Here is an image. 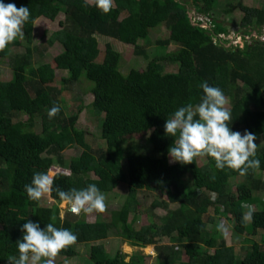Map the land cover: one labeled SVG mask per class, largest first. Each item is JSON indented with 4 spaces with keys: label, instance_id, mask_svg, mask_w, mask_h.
<instances>
[{
    "label": "trees",
    "instance_id": "16d2710c",
    "mask_svg": "<svg viewBox=\"0 0 264 264\" xmlns=\"http://www.w3.org/2000/svg\"><path fill=\"white\" fill-rule=\"evenodd\" d=\"M3 2L14 3L17 8L28 7L30 19L23 27V38H17L0 51V58L7 57L12 69L9 80H0V260L9 264L8 257L19 256L16 243L23 235L22 225L32 220L39 222L41 228L52 223L78 235L77 242L59 254L66 260L79 256L75 245L89 243L95 234L114 228L124 241L142 247L153 245L157 262L152 264H264V240L262 243L251 241L244 254L238 256L233 245L215 236L224 214H229L236 232H245L244 207L241 206L245 203L260 205L250 224L264 229V179L256 176L257 171L264 170V145L257 149L255 157L260 160V167L250 169L244 176L227 167L217 169L215 159L210 156H205L206 162L201 165L197 157L191 164L178 162L192 174L193 186L186 188L171 171L168 159V150L179 134L172 137L166 135L164 129L166 119L175 110L200 102L203 96L200 85L206 81L232 94L229 127L242 134L247 129L264 139V97L259 98L258 104L253 99L256 92L264 90V42L249 44L245 41L242 47H225L226 42L219 36L228 34V29L211 16L216 0H187L186 3L114 0L107 14L86 0ZM188 5L205 20L192 22ZM236 8L243 12L237 35L245 37L264 26V7H245L238 2L236 6L228 5L224 13L232 14ZM122 12H126L127 17L120 18ZM60 14L64 20L59 22L60 28L51 33L46 45L57 42L61 47V52L54 56V63L56 68L68 73L62 80L77 83L85 76L92 82V107L102 116L101 137L106 142V147L99 151H94L88 143L87 131L76 126L78 113L66 112L62 89L44 83L54 77L55 67L49 62L30 66L26 54H11L13 48L21 46V40L27 49L34 51L31 47L34 21L40 17L54 21ZM202 23L207 27H202ZM160 25L169 30L166 39L157 41L166 52L149 58L137 42L148 40L150 30ZM97 35L133 44L134 53L147 59L145 68L132 67L126 74L121 73L120 53L108 44L102 54ZM171 44L177 47L168 49ZM159 61L174 63L177 70L160 71L156 65ZM245 88L253 96L246 94ZM54 105H59L60 113L50 121H41V131L33 130L35 119L48 115ZM21 115L27 119H18ZM142 132H148L153 154L136 143L121 147L124 136ZM72 146H79L83 151L66 163L62 152ZM52 156L70 173L56 174L54 187L67 191L94 183L105 194L126 184V200L110 223H87L84 213H68L61 220L56 205L47 207L41 205V199L28 198L24 186L31 183L35 172H49V167L54 165ZM239 177L244 182L236 187L244 186L248 198L230 187V179ZM149 189L166 196L162 201L155 197L152 207L167 208L169 203H177V207L168 210L159 223L151 221L136 230L127 223L128 214L139 207L137 192ZM50 196L62 202L55 191ZM68 205L64 202L65 207ZM208 223L211 224L209 229ZM174 232L185 239L179 244L185 256L183 261L176 259L173 244L157 243V238L173 239ZM89 261L90 264H125L119 251L111 256L103 244L91 248ZM136 261L134 257L132 262Z\"/></svg>",
    "mask_w": 264,
    "mask_h": 264
},
{
    "label": "rangeland",
    "instance_id": "374dc122",
    "mask_svg": "<svg viewBox=\"0 0 264 264\" xmlns=\"http://www.w3.org/2000/svg\"><path fill=\"white\" fill-rule=\"evenodd\" d=\"M182 1V3H186L187 0H178ZM88 3H95V0H87ZM240 2L245 7H252V8H263L264 7V0H216V8L212 12L211 16L213 18L218 19L223 26H226L228 29V34L222 36V41L226 42L225 47H229L232 45V41L235 38V34L239 28L240 19L243 16V12L236 8L234 9L232 14H225L224 9L228 7V5L236 6L237 3ZM188 15L192 18V22L201 19L205 20L199 14H196L193 11V8L188 5ZM126 12H122L120 18L127 17ZM64 20V16L62 14L58 15V17L54 21H50L43 17L37 18L33 24L32 30V46L34 47V51L30 48L27 49L24 45V40L22 44L18 48H13L11 50V54H26L28 58V62L30 66H36L40 62H49L53 67H55L54 63V56L58 55L61 52L60 45L56 42L52 46L46 45V42L51 35L52 32L57 31L59 27V22ZM258 31V32H257ZM260 39L263 37L264 34V26L261 29H256L254 31ZM169 35V30L164 26L160 25L157 28L151 29L149 32L148 40L143 41L139 40L137 45L142 47L145 53L149 56V58H153L154 56L163 55L166 52V48H161L157 41L166 39ZM99 41V47L103 52L106 49V46L110 44L116 51L120 53V65L119 69L121 73L126 74L130 68H138L144 69L147 64V59L143 55H136L134 53V46L133 44H124L119 42L116 39L97 35ZM251 42V41H250ZM248 41V43L250 44ZM235 43H239L242 45L241 41L236 40ZM241 43V44H240ZM238 45V46H239ZM177 46L171 44L168 49H174ZM241 47V46H239ZM101 54V55H102ZM158 69L160 71H176L177 65L174 63H170L168 61H159L156 63ZM67 71L65 69H59L55 67V75L52 79L46 80L44 83L47 85H52L55 87H59L62 89L61 97L63 99V103L65 106V110L67 113H78V119L76 121V126L80 129L87 131V141L92 147L94 151H99L101 148L106 147L105 140L101 137V123H102V116H99L95 113L92 107L93 101V93L91 90L90 85L92 86V82L89 81L85 76L82 77L81 81L77 83H73L70 80H62V77L67 76ZM12 75V69L9 63V59L0 58V80L7 81ZM241 85V82H238ZM228 100V104L226 107H230L232 94L228 93V91L223 92ZM245 93L248 94L250 97L253 96V93L249 91L248 88H245ZM264 97V90L256 92L255 96L253 97L254 102L256 104L259 103V98ZM18 119L25 121L27 119L26 116H19ZM243 119H241L242 121ZM41 121H50L49 116L43 115L41 118H36L35 123L33 126V130L41 131ZM241 132V131H239ZM242 134V132H241ZM148 132L142 133H134L130 135H126L120 141L121 147L131 145V144H140L144 146L145 150L148 151L150 154L154 152L151 149V145L147 140ZM254 143L258 144L259 149L261 146L264 145V139L262 136L258 137ZM83 149L79 146H72L68 147L63 150L62 156L66 163H69L70 159L73 157H77L81 154ZM46 155H44L45 157ZM54 160V165L49 167L50 174L53 177L58 173H69V171L61 168L60 164L57 161L55 156H52ZM170 169L173 173H175L176 178L181 180L186 188H190L193 186L192 183V174L189 170H186L178 162H171L170 157L168 155ZM198 164H204L206 162V157H197ZM123 168L126 169L125 161H123ZM257 177H261L264 179V170L256 172ZM244 182L242 177L239 178H231L230 179V187L232 190H236L239 195L245 198H248V191L245 192L244 186H237ZM246 189V188H245ZM207 190V189H206ZM207 192H210L207 190ZM244 192V193H243ZM262 195V194H261ZM106 196V210L104 212H93L91 214H85L83 218L87 223H96V222H105L110 223L115 212L120 211L122 205L124 204L127 196V188L126 184H120L114 191L105 193ZM157 196L162 200H166V196L160 194L155 189L141 190L137 192L136 198L139 203V207L136 210H131L128 214L127 223H131L133 228L138 230L140 227L148 224L149 222H156L159 223L160 219L165 217L168 210H173L177 207V203H169L167 208L156 206L152 207V203L154 198ZM264 199V194H263ZM64 202L61 203L53 200L50 196V193L45 194L41 198V205L52 207L56 205L60 212L59 217L62 220L68 213H72L70 205L67 207L64 206ZM245 205H250L249 203H245ZM254 209L260 208V205H252ZM247 211V208L244 207V213ZM212 213V209L209 211ZM208 213V214H209ZM81 212L79 215H82ZM76 215V214H74ZM223 222L227 231L226 233H222L218 231L215 235L217 239L223 238L227 245H233L235 248V253L238 256L244 254L246 249L249 248L251 241H256L258 243H262L264 240V230L263 229H256L251 226L250 222L245 223L246 228L244 233L236 232L233 229L232 221L230 219L229 214H224L221 217L220 223ZM208 229L211 227V224L208 223ZM21 235L18 240L22 239ZM170 239L168 237H161L157 238L158 245H172L175 250L176 259L183 261L185 259L184 252L179 244L184 242L185 239L180 238L179 232H174ZM17 244V243H16ZM104 245L107 252L114 256L118 251L121 254L122 261L125 264H152L157 262V255L154 251V246H146L142 247L135 243H130L121 239L118 234L117 230L112 228L107 230L106 232L97 233L93 236V240L89 243H83L79 245H75L76 250L79 252V256L75 257L71 260H66L59 255L55 258L54 264H76L79 262H84L90 264L89 256L91 252V248L96 245ZM128 247V248H126ZM264 247V245H263ZM148 248V249H147ZM210 253L213 252V249L209 250ZM136 257L137 261L132 262V259ZM0 264H4V260H0Z\"/></svg>",
    "mask_w": 264,
    "mask_h": 264
},
{
    "label": "clouds",
    "instance_id": "9594fccd",
    "mask_svg": "<svg viewBox=\"0 0 264 264\" xmlns=\"http://www.w3.org/2000/svg\"><path fill=\"white\" fill-rule=\"evenodd\" d=\"M113 4L114 0H95V6L105 14L112 10ZM29 19L28 7L17 8L14 3L5 4L0 0V51L17 38H23V27ZM200 87L203 90L200 102L195 106L189 103L179 107L164 124L166 135L176 137L179 134V138L168 150L171 162L191 164L196 157L210 156L215 159L217 169L227 167L237 170L241 176L246 175L250 169H258L260 160L255 158L258 144L254 143L258 139L257 135L247 129L241 134L229 127L231 112L226 107L228 100L221 88L210 86L206 81ZM59 113V105H54L48 111L49 119ZM24 188L32 201H39L45 194L55 191L76 215L81 212L102 213L106 210V196L94 183L82 189L71 188L65 191L54 187L53 175L38 171ZM241 206L247 208L242 215V223L251 222L254 207ZM21 230L22 239L17 241L19 256L8 257L9 264H54L61 251L78 240V235L70 229L57 228L52 223L41 228L39 222L28 220ZM217 230L222 233L227 231L223 222L217 224Z\"/></svg>",
    "mask_w": 264,
    "mask_h": 264
},
{
    "label": "built area",
    "instance_id": "2783aa9c",
    "mask_svg": "<svg viewBox=\"0 0 264 264\" xmlns=\"http://www.w3.org/2000/svg\"><path fill=\"white\" fill-rule=\"evenodd\" d=\"M202 27H207V25L205 24V23H202V25H201ZM264 33V32H263ZM256 33L254 32V31H252V32H250V34L249 35H247V36H245V37H241V36H239V35H237V34H235V38L233 39V41H232V45L231 46H234V47H236V46H238L239 45V43L237 44V43H235L236 42V40H239V41H241V43H242V45H239V46H243V43L245 42V41H261V42H264V34H262L263 35V37L260 39L257 35H255ZM222 36L223 35H220L219 37L222 39ZM240 43V44H241Z\"/></svg>",
    "mask_w": 264,
    "mask_h": 264
},
{
    "label": "crops",
    "instance_id": "0c3cea01",
    "mask_svg": "<svg viewBox=\"0 0 264 264\" xmlns=\"http://www.w3.org/2000/svg\"><path fill=\"white\" fill-rule=\"evenodd\" d=\"M237 189H238V187H237ZM264 230V229H263Z\"/></svg>",
    "mask_w": 264,
    "mask_h": 264
}]
</instances>
